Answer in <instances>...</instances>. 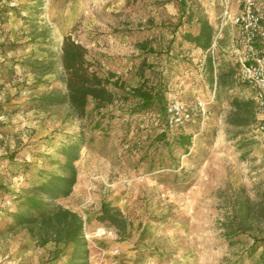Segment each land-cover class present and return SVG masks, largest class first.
<instances>
[{
  "label": "rangeland",
  "instance_id": "rangeland-1",
  "mask_svg": "<svg viewBox=\"0 0 264 264\" xmlns=\"http://www.w3.org/2000/svg\"><path fill=\"white\" fill-rule=\"evenodd\" d=\"M34 1L38 0H11L8 5L18 12H9L0 25V69L14 71L0 70V264L64 261L62 257L50 263L52 243L40 247L23 229H1L14 209L12 195L38 169H49L45 156L56 157L55 149L80 131L86 138L95 136L94 150H81L72 193L58 203L82 218L90 264H252L244 249L252 234L264 236V206L255 205L251 232L240 234L234 246L226 242L221 222L235 197L247 196L255 203L261 199L264 135L254 132L252 125L239 127L227 120L228 98L249 95L248 87L239 86L234 74L235 86L220 89L216 99L203 69L206 53L219 70L236 67L231 51H241L238 28L226 21L219 30L224 8L239 12L243 0H39L38 20L48 27L58 55L68 35L85 47L98 74L115 73L126 89L138 84L141 71L149 81L163 77L168 100L205 102L204 114H196L186 126L195 137V148L201 150L197 157L180 158V166L191 177L187 187L159 182L161 170H147L141 156L154 133L156 114L130 112L134 100H123L122 92L100 110H93L90 101L82 118L71 114L67 105L26 109L35 95L65 90L60 68L35 83L16 64L30 52L40 53L28 45L26 24ZM182 3L187 11L202 12L212 24L215 41L208 51L181 40L182 32L196 28L186 22L175 28ZM255 7L264 26V0H255ZM141 42L152 50L139 46ZM149 149L152 153L154 146ZM104 203L117 206L125 216V236L103 220Z\"/></svg>",
  "mask_w": 264,
  "mask_h": 264
},
{
  "label": "trees",
  "instance_id": "trees-1",
  "mask_svg": "<svg viewBox=\"0 0 264 264\" xmlns=\"http://www.w3.org/2000/svg\"><path fill=\"white\" fill-rule=\"evenodd\" d=\"M10 1L0 0V25L6 22L9 12H18L15 7L8 5ZM40 10L41 1H34L28 11L31 19L26 24L28 45L36 48L40 53L30 52L16 64L23 73L31 74L35 83L40 82L46 75L54 74L60 68L61 82L65 90L50 89L35 95L29 99L26 109L46 111L67 105L71 114L82 118L90 101L93 110H100L114 102L118 91L122 92L123 100L130 98L134 100L130 112L152 110L156 114L154 133L141 156V160H145L147 164V170H161L162 173L158 174L159 182L183 183L187 187L191 177L189 172L180 166V158L197 157L201 150L195 148V137L186 129L192 121L179 127L168 126L164 109L169 100L163 77L149 81L140 71L137 73L140 78L138 84L126 89L124 81L115 73L108 71L104 75L98 74L86 58L85 47L68 35L64 36L58 55L51 47L52 39L48 27L38 20ZM182 22L194 23L196 28L192 32H182L181 40L192 44L202 52L208 51L214 39V28L208 18L202 12L187 11L182 3L175 28ZM139 46L146 48L148 44L141 42ZM8 48L11 49L13 46ZM147 50L151 51L152 48L148 47ZM203 69L207 74L208 83L214 87V98L218 99L220 89L230 90L235 86L232 77L236 74L237 64L235 68L227 71L219 70L214 66L212 55L206 53ZM0 70H4L5 73L14 72L12 69ZM237 83L239 86H246L244 83ZM228 105L230 112L227 120L230 124L240 127L255 122L256 104L252 97L230 95ZM102 116L104 117V114ZM102 130L107 136L106 128L102 127ZM94 141V135L86 138L80 131L77 136L61 143L55 149L56 157L45 156V163L49 169H38L35 177L31 180L25 179L19 191L12 195L14 209L7 213L10 221L5 223L1 230L13 232L23 229L40 247L52 243L54 249L51 251L50 263L64 257L62 264H90V251L83 234L82 218L76 211L62 206L58 201L72 193L77 179L76 162L80 152L84 147L94 150L92 145ZM152 146L154 149L150 153L149 148ZM202 160L203 158L196 162L200 163ZM260 183L262 184L261 199L255 203L247 196L235 197L229 215L221 222L223 235L229 246L240 242L238 239L240 234L251 232L250 218L254 215L255 205L264 206V180ZM100 213L103 220L119 236L126 235L128 223L117 206L104 203L100 206ZM244 252L252 264H264V236L252 234L251 242Z\"/></svg>",
  "mask_w": 264,
  "mask_h": 264
},
{
  "label": "built area",
  "instance_id": "built-area-1",
  "mask_svg": "<svg viewBox=\"0 0 264 264\" xmlns=\"http://www.w3.org/2000/svg\"><path fill=\"white\" fill-rule=\"evenodd\" d=\"M226 21L238 28L236 43L241 51L237 57L235 77L253 91L256 117L252 128L254 132L264 135V26L262 16L255 7V0H243L242 9L236 13L225 7L222 24ZM164 110L168 126L179 127L192 121L196 114L203 115L205 102L199 99L186 102L174 98L168 101Z\"/></svg>",
  "mask_w": 264,
  "mask_h": 264
},
{
  "label": "crops",
  "instance_id": "crops-1",
  "mask_svg": "<svg viewBox=\"0 0 264 264\" xmlns=\"http://www.w3.org/2000/svg\"><path fill=\"white\" fill-rule=\"evenodd\" d=\"M222 26H223V24L221 23V27H220V30L219 31H221V29H222ZM233 39L231 40V44H230V47L231 48H233ZM222 50H223V48H221ZM233 53V58H234V62H235V64H237V57H238V55H239V51L237 50V49H232V51H231V54ZM214 66H215V68H216V66H219V64L217 63H214ZM223 70V69H222ZM247 87V86H246ZM248 89H249V91H250V93H249V95H244L243 97H252L253 98V91L248 87ZM240 97H242V96H240ZM254 99V98H253Z\"/></svg>",
  "mask_w": 264,
  "mask_h": 264
}]
</instances>
